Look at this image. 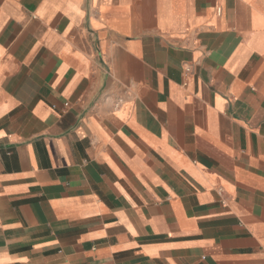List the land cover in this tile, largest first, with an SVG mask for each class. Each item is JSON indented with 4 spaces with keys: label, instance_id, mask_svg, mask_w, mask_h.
Instances as JSON below:
<instances>
[{
    "label": "crops",
    "instance_id": "0c3cea01",
    "mask_svg": "<svg viewBox=\"0 0 264 264\" xmlns=\"http://www.w3.org/2000/svg\"><path fill=\"white\" fill-rule=\"evenodd\" d=\"M0 264H264V0H0Z\"/></svg>",
    "mask_w": 264,
    "mask_h": 264
},
{
    "label": "built area",
    "instance_id": "2783aa9c",
    "mask_svg": "<svg viewBox=\"0 0 264 264\" xmlns=\"http://www.w3.org/2000/svg\"><path fill=\"white\" fill-rule=\"evenodd\" d=\"M185 69H186V74H187V75H189V74L192 73V69H191L190 66L187 65V66L185 67ZM120 102H121L120 100L116 101V102L114 103V106L117 107V106L120 104Z\"/></svg>",
    "mask_w": 264,
    "mask_h": 264
}]
</instances>
